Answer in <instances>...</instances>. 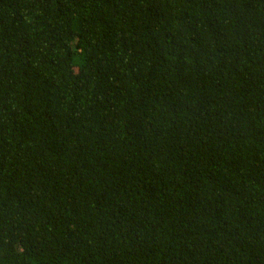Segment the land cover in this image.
<instances>
[{
    "label": "trees",
    "instance_id": "obj_1",
    "mask_svg": "<svg viewBox=\"0 0 264 264\" xmlns=\"http://www.w3.org/2000/svg\"><path fill=\"white\" fill-rule=\"evenodd\" d=\"M0 264H264V0H0Z\"/></svg>",
    "mask_w": 264,
    "mask_h": 264
}]
</instances>
